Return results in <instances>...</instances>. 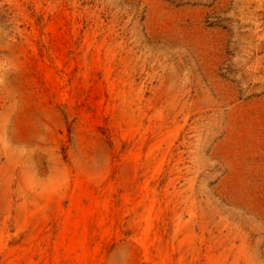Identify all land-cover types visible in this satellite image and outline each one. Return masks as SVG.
Returning a JSON list of instances; mask_svg holds the SVG:
<instances>
[{
    "label": "rangeland",
    "instance_id": "1",
    "mask_svg": "<svg viewBox=\"0 0 264 264\" xmlns=\"http://www.w3.org/2000/svg\"><path fill=\"white\" fill-rule=\"evenodd\" d=\"M0 264H235L234 0H0Z\"/></svg>",
    "mask_w": 264,
    "mask_h": 264
}]
</instances>
